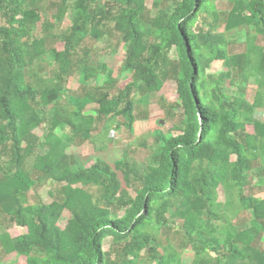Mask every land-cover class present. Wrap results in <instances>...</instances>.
I'll return each mask as SVG.
<instances>
[{
  "label": "trees",
  "instance_id": "trees-1",
  "mask_svg": "<svg viewBox=\"0 0 264 264\" xmlns=\"http://www.w3.org/2000/svg\"><path fill=\"white\" fill-rule=\"evenodd\" d=\"M44 1L47 0H32L34 4ZM98 1L74 3V22L63 38L64 49L51 52L58 65L59 80L70 73L76 41L94 31ZM114 1L115 31L127 48L125 68L134 73L136 82L114 98L97 90L86 94L84 103L93 102L98 107L96 118L81 117L85 121L80 127L83 137L93 139L96 120L107 118L110 123L119 115L131 130V88L150 89L155 74L160 75L155 80L156 87H160L171 73L183 109V131L161 138L156 165L144 173L139 174L123 160L116 162L127 187L138 183L134 198H127V191L110 165L98 161L87 167L64 153V141L57 130L69 125L77 131L78 125L71 116L55 113L42 140L34 133V128L42 123L39 109L54 103L62 89L57 85L38 90L26 83L24 47H29L35 57L41 56L46 53V39L23 41L27 27L35 26L39 18L28 14L19 0H0V17L4 20L0 26V151L10 156L13 171L0 176V213L28 230L20 239L1 234L4 251L27 256V264H108L104 246L108 238H113L126 242L122 254L128 258L127 263L138 264L141 253L151 246V225L155 220L167 224L163 213L155 216L154 205L169 201L176 206L175 215L183 220L186 238L198 248L195 264H264V252L253 249L259 234L264 232V200L244 194L251 163L264 157V123L253 118L255 109L264 108V52L258 64L262 90L251 103L242 97L230 100L220 91L219 81L209 84L206 79L211 60L204 59L203 54L209 52L216 60L227 61L237 69L249 61L245 54L227 56L224 37L211 32L194 33L193 26L207 11L210 0H172L176 3L173 12H162L152 21L157 41L151 44L144 41L146 0ZM232 1L227 31L251 27L264 39V0ZM172 49L178 56L175 65L165 54ZM102 72L104 82L111 83L105 66ZM247 123L253 125L254 134L244 133ZM32 158L38 179H55L63 184L66 204H24L21 195L37 185L27 169ZM197 163L201 173H195ZM88 188L97 190L99 196ZM221 188L227 194L235 193L240 207L252 216L250 228L238 231L227 227L223 239L216 235L215 227L205 229L203 220L215 216L221 207L217 202ZM115 208L122 209L123 215H117ZM65 211L70 218L62 228L59 222ZM34 251L40 255H33ZM212 252L216 260L209 256ZM224 256L226 262L222 260ZM181 263L180 254L172 247L165 248L158 260V264Z\"/></svg>",
  "mask_w": 264,
  "mask_h": 264
},
{
  "label": "rangeland",
  "instance_id": "rangeland-1",
  "mask_svg": "<svg viewBox=\"0 0 264 264\" xmlns=\"http://www.w3.org/2000/svg\"><path fill=\"white\" fill-rule=\"evenodd\" d=\"M23 9L30 15L37 16L39 22L35 26H28L23 41L30 43L33 39H46V53L35 57L29 47H24L27 60L25 69L26 83L38 90H44L53 86H60L61 95L48 107L39 109L42 123L34 128V133L42 140L48 133V126L55 113L63 116H71L78 125L77 131H72L71 126L63 125L57 130V134L63 138V150L72 161L78 160L85 166L91 167L100 161L110 165L117 173L123 189L127 191V198L135 197L134 183L127 187L121 171L117 170L115 164L123 160L139 174L146 172L150 166L156 165V155L161 149V138L163 136H175L182 133L183 109L179 99L177 82L174 75L163 81L160 87H156L153 78L150 89L138 91L131 88L130 99L133 106L134 123L129 130L122 116H117L113 122L108 123L107 118L96 120L92 140L85 139L80 127L85 121L81 117L97 116V104L93 102L84 103L86 94L97 92L107 93L114 98L124 93L126 88L136 82L134 73L125 68L126 45L121 35L115 31V1L99 0L97 4L98 19L93 32L80 37L72 51L70 73L57 78L58 65L52 58V51L64 49L63 38L67 36L73 26V6L76 0H47L34 4L32 0H19ZM180 1V0H175ZM175 1L146 0V13L143 32L145 43L151 44L157 41L152 21L161 16L162 12L171 14L176 6ZM233 8L232 0H210L207 11H204L199 21L193 26L195 34L211 32L225 38L227 45L225 51L227 56L245 54L249 61L248 65L241 69L229 66L227 61L216 60L209 52H204V59L211 60L206 69L205 77L210 83L219 81V89L226 94L230 100L244 98L252 102L255 94L262 90L261 75L259 73V58L264 52V39L251 27H239L227 31V16ZM4 20L0 17V26ZM167 58L175 65L178 60L175 49L165 52ZM102 66L110 72L111 83L104 82L105 76ZM77 114V115H76ZM76 115V116H75ZM80 115V117H78ZM253 118L264 123V108L255 109ZM109 128H106V125ZM244 133L254 134L253 125L247 123ZM34 158L30 159L27 169L36 178L37 185L28 193L21 195L25 205H37L40 202L52 203L59 201L66 204L63 193V184L55 179L36 177L33 171ZM199 163L195 167V173H201ZM0 176L10 174V156L0 151ZM244 194L264 200V157H259L251 163L247 173ZM91 190L99 196L97 190ZM221 207L212 218L204 217L205 229L215 227L217 236L223 239L225 229L233 227L238 231H244L251 227V213L243 210L235 193L227 194L223 188L219 190L218 201ZM229 204V205H228ZM156 213L164 214L166 225L159 224L157 220L151 225V246L144 250L139 258L138 264H158L160 256L164 254L165 248H175L180 254L181 264H195L198 248L191 244L185 236L182 227L183 220L178 218L176 206L169 202L156 203ZM117 215L122 216L124 211L115 208ZM70 218V213L65 211L59 225L64 228ZM264 227V222L261 223ZM26 227L17 225L14 220L0 213V235L7 233L13 239H20L27 233ZM126 242H117L113 238L105 241L104 250L107 254L108 264H128V258L122 254ZM253 249L264 252V232L259 234ZM33 255H40L37 251ZM214 260L217 256L214 252L210 255ZM226 257L222 259L226 262ZM1 264H27V256L16 252L8 254L0 243Z\"/></svg>",
  "mask_w": 264,
  "mask_h": 264
}]
</instances>
